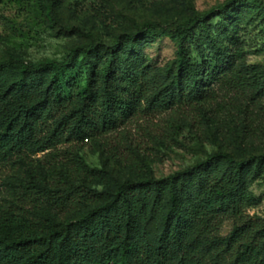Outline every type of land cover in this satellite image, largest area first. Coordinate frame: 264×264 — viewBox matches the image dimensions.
I'll use <instances>...</instances> for the list:
<instances>
[{
  "label": "trees",
  "instance_id": "1",
  "mask_svg": "<svg viewBox=\"0 0 264 264\" xmlns=\"http://www.w3.org/2000/svg\"><path fill=\"white\" fill-rule=\"evenodd\" d=\"M237 1L205 12L190 4L183 22H145L111 43L90 32L62 58L0 59V165L53 159L65 145L79 151L142 112L207 103L219 86L264 92V72L247 63L244 38L214 42L201 60L192 54L210 39V20L226 19ZM44 7L53 21L54 0ZM159 32L178 44L169 70L129 64L133 46ZM79 60L85 86L76 92ZM69 153L73 166L58 162L53 180L44 167L33 185L6 198L0 184V264H264V218L247 214L260 202L252 186L264 179V154L219 150L166 177L144 174L141 164L143 175L118 178ZM68 212L74 216H60ZM225 220L235 225L220 236Z\"/></svg>",
  "mask_w": 264,
  "mask_h": 264
},
{
  "label": "rangeland",
  "instance_id": "2",
  "mask_svg": "<svg viewBox=\"0 0 264 264\" xmlns=\"http://www.w3.org/2000/svg\"><path fill=\"white\" fill-rule=\"evenodd\" d=\"M44 1L0 0V59L10 54L30 61L62 58L76 45L85 43L90 32L100 41L111 43L118 34L136 31L145 22H183L191 14L190 4L205 12L229 0H54L53 21L46 15ZM228 9L232 13L226 19L215 16L210 20L211 37L202 49L192 47L194 58L201 60V54L213 44H225L238 35L246 42L247 63L258 65L264 72V0H239ZM177 54L178 44L168 34L159 32L142 37L127 53V61L138 68L151 64L167 71ZM82 61L74 71L79 84L74 87L76 92L85 86ZM85 143L79 151L71 145L60 146L53 159L39 154L19 160L16 165H0L3 196L8 197L18 185H33L44 167L53 168L48 177L53 180L59 172L55 167L58 162L73 166L69 151L79 152L87 164L106 169L118 178L143 173L166 177L219 150L238 157L263 155L264 92L219 86L207 103L184 105L163 113L148 110L101 143ZM141 164L143 173V169L136 168ZM252 190L260 202L249 208L247 214L264 218V179L255 181ZM60 216L67 219L74 212ZM234 225V220H225L219 235H229Z\"/></svg>",
  "mask_w": 264,
  "mask_h": 264
}]
</instances>
